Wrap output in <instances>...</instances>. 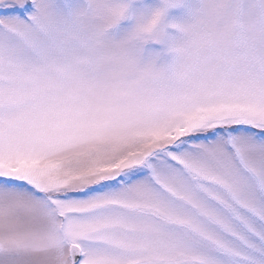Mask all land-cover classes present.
I'll return each mask as SVG.
<instances>
[{"label":"snow or ice","instance_id":"1","mask_svg":"<svg viewBox=\"0 0 264 264\" xmlns=\"http://www.w3.org/2000/svg\"><path fill=\"white\" fill-rule=\"evenodd\" d=\"M0 264H264V0H0Z\"/></svg>","mask_w":264,"mask_h":264}]
</instances>
